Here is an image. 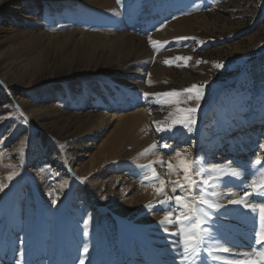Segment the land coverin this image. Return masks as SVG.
<instances>
[{
    "label": "rangeland",
    "instance_id": "374dc122",
    "mask_svg": "<svg viewBox=\"0 0 264 264\" xmlns=\"http://www.w3.org/2000/svg\"><path fill=\"white\" fill-rule=\"evenodd\" d=\"M192 85L204 86L193 130L157 131L177 105L153 94ZM190 95L179 107H196ZM261 145L264 0H0V264H107L109 216L114 242L129 243L135 264L182 262V248L155 244L171 224L178 233L159 223L176 212L160 203L145 167L165 162L153 167L172 196L170 181L183 173L168 175L166 164L177 151L205 175L213 166L242 173L209 190L219 207L207 210L205 227L247 248L252 216L229 200L255 178V160L264 164Z\"/></svg>",
    "mask_w": 264,
    "mask_h": 264
},
{
    "label": "snow or ice",
    "instance_id": "6c2138e0",
    "mask_svg": "<svg viewBox=\"0 0 264 264\" xmlns=\"http://www.w3.org/2000/svg\"><path fill=\"white\" fill-rule=\"evenodd\" d=\"M117 3H121V0H117ZM180 39H188L183 37ZM155 47L156 43L150 41ZM190 57H175L174 60L187 61ZM172 61L165 60V64H170ZM216 67H222V65H215ZM203 85H192L190 88L184 89L183 92L169 91L163 93H155L158 98H163L164 104L177 105L175 113H168L169 120L167 121H155L157 131H171L176 125H181L188 132L193 130V126L196 123L195 114L200 106V101L203 97ZM183 93H191L188 97L189 100L195 99L196 107L181 108V103H187V101H181L178 99ZM145 98L148 97V93H145ZM163 148H168L169 145H161ZM157 148L156 144H152L142 155L154 151ZM264 148V145H261ZM173 160L175 162H173ZM164 161L157 157L153 162H150L145 167L150 172V179L159 184V187L155 188L157 195L162 196L164 199L160 201L161 204H174L176 215L173 218L172 211L164 216L159 221L162 226H166L169 223H174L178 228L179 244L182 248V262L181 264H204L201 261V246L207 244L205 254L213 262L217 264H264V164L260 159L255 160L253 168L254 179L247 184L246 190L240 199H230L229 204L240 205L245 210L249 211L253 219V228L250 233L249 247L244 249L233 250V247L226 241H221L212 236V233L205 224L209 219L208 209L216 210L219 205L215 203L210 197H215L217 193L215 191H209L218 187L219 181L227 176L239 179L242 173L231 166H213L206 169L208 175L204 174V171L196 167V160H189L186 155H182L177 151L175 157L167 161L168 175L177 176L183 173L182 177L177 180L170 181L173 185L172 196H169L165 191L166 181L161 179L153 164L164 165ZM200 176L201 179L197 181L195 177ZM12 175H9L7 179L11 180ZM5 185L0 184V191L3 190ZM179 189L180 194H176ZM235 195V193H230ZM256 197V200L250 199V197ZM199 205V207H198ZM176 235L177 233H172ZM174 246H176V243ZM87 253V248L84 249ZM80 264H84L81 260Z\"/></svg>",
    "mask_w": 264,
    "mask_h": 264
},
{
    "label": "bare ground",
    "instance_id": "6f19581e",
    "mask_svg": "<svg viewBox=\"0 0 264 264\" xmlns=\"http://www.w3.org/2000/svg\"><path fill=\"white\" fill-rule=\"evenodd\" d=\"M119 10V9H118ZM121 39H123V37L121 38ZM124 40H129V41H132L133 39H131V38H126V39H124ZM124 40H119V41H117L118 43L119 42H122L123 43V41ZM99 43V42H98ZM97 45V44H96ZM111 45H112V43H111ZM115 45V44H114ZM125 45V44H124ZM117 46V45H116ZM79 47V46H78ZM95 48V47H94ZM122 51V50H121ZM120 51V52H121ZM121 55V54H120ZM116 56H117V54H116ZM121 57V56H120ZM119 57V58H120ZM111 58V57H110ZM118 58V57H117ZM122 59H123V57H122ZM114 60V59H113ZM109 61V60H108ZM120 61V60H119ZM119 61H117V62H119ZM114 62V61H113ZM108 63V62H107ZM118 65H119V63H117ZM121 64V63H120ZM114 65V64H113ZM116 66V65H115ZM262 93H263V91H258V92H256V94H255V97H256V99L255 100H259L261 97H262ZM123 101V100H122ZM260 105H261V102H260V100L259 101H257V102H255L254 103V108H253V112L251 113V116L253 117V119H258L259 120V111H260ZM117 106H121V104H114L112 107H117ZM124 119H122V121H123ZM132 121H137V119L136 118H134ZM122 125V124H121ZM257 198H255V200H256ZM242 209V208H241ZM245 210V209H244ZM250 214V213H249ZM104 221H102L103 223H104V230L107 232V233H109L108 234V236H109V239H110V241H109V243H108V245H107V264H135V262H134V258H133V256L131 255V253H130V250H131V247H130V245H129V243H126V241L124 240L123 241V244H120V246H117L116 245V242H114V234H111V233H113V231L114 230H116V228H113V227H115L116 226V221L114 220V218L113 217H111V216H109V217H104V219H103ZM170 224V223H169ZM168 225V224H167ZM172 225V224H171ZM171 225L166 229V231H159V235L161 236V240H159L158 242H156L155 244H158V245H161V246H163V245H165L166 247L165 248H169V247H171V248H173L171 251L170 250H166V251H168V252H172V253H174L175 251H178V249H179V247H178V245H177V241H175V240H172V236H175V237H178L177 236V234L176 235H173L172 233H174V228L172 229V228H170L171 227ZM175 226V225H174ZM163 229H165V228H163ZM236 229H238V228H236ZM176 233V232H175ZM116 236V235H115ZM166 236H168V238H169V240L168 239H166ZM226 234L223 232L221 235H217L216 236V238L217 239H220L221 241H226V242H228L227 240H226ZM117 238H118V236H117ZM123 238V237H122ZM163 238H165V241H162V240H164ZM118 240H120V239H118ZM117 240V241H118ZM179 240V239H178ZM153 242V241H152ZM173 242H175L176 243V246H174V243ZM120 243V242H119ZM229 244V243H228ZM245 244H249L248 242H246V243H242V247L245 245ZM157 245V246H158ZM230 245V244H229ZM233 245V244H232ZM148 246H150V245H148ZM231 246V245H230ZM206 247H207V244H205V245H202L201 246V255H200V260L201 261H203L204 262V260H207L208 259V257L206 256V254H205V249H206ZM49 247H41V252H44V250L45 249H48ZM94 248V246H92V250H93V252H94V254H96V253H98V251H99V248H97L96 249V251L93 249ZM87 249H89V248H87ZM147 249V248H146ZM159 249V248H158ZM90 250V249H89ZM91 250V251H92ZM148 250V249H147ZM234 251L236 250V249H233ZM151 251V250H150ZM168 254H170V253H168ZM73 255L74 256H77V259H78V251H76V252H73ZM168 256V255H167ZM104 257V256H103ZM82 258V257H81ZM148 262H149V264H167V263H165V262H163L162 260H159V258L157 259L158 261L156 262V260H154L151 256H148ZM156 258V257H155ZM170 259H172V258H170ZM180 259V258H179ZM210 259V258H209ZM164 260V259H163ZM211 260V259H210ZM210 260H208V264H213V263H211V261ZM37 261V260H36ZM173 261V260H172ZM104 262V261H103ZM35 263V262H34ZM61 264H70V261H68V262H64V261H61ZM169 264H172V262H169ZM173 264H181V262H177V263H173Z\"/></svg>",
    "mask_w": 264,
    "mask_h": 264
}]
</instances>
